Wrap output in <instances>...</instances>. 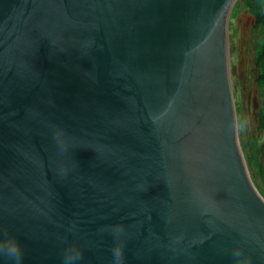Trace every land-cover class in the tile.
I'll return each mask as SVG.
<instances>
[{
  "label": "water",
  "instance_id": "1",
  "mask_svg": "<svg viewBox=\"0 0 264 264\" xmlns=\"http://www.w3.org/2000/svg\"><path fill=\"white\" fill-rule=\"evenodd\" d=\"M239 2L0 0V246L22 264L69 248L79 264H264Z\"/></svg>",
  "mask_w": 264,
  "mask_h": 264
},
{
  "label": "rangeland",
  "instance_id": "2",
  "mask_svg": "<svg viewBox=\"0 0 264 264\" xmlns=\"http://www.w3.org/2000/svg\"><path fill=\"white\" fill-rule=\"evenodd\" d=\"M233 15V82L239 142L248 173L264 196V87L258 83L256 20L240 0ZM234 11V12H235Z\"/></svg>",
  "mask_w": 264,
  "mask_h": 264
},
{
  "label": "trees",
  "instance_id": "3",
  "mask_svg": "<svg viewBox=\"0 0 264 264\" xmlns=\"http://www.w3.org/2000/svg\"><path fill=\"white\" fill-rule=\"evenodd\" d=\"M256 20L259 39L255 48V62L258 68V83L264 87V0H243ZM236 11L233 13L235 15Z\"/></svg>",
  "mask_w": 264,
  "mask_h": 264
},
{
  "label": "clouds",
  "instance_id": "4",
  "mask_svg": "<svg viewBox=\"0 0 264 264\" xmlns=\"http://www.w3.org/2000/svg\"><path fill=\"white\" fill-rule=\"evenodd\" d=\"M0 251L8 256L10 264H22V249L14 238L5 235ZM234 256L239 257L240 253L235 252ZM80 259V253L74 248H69L65 253L64 264H79Z\"/></svg>",
  "mask_w": 264,
  "mask_h": 264
},
{
  "label": "bare ground",
  "instance_id": "5",
  "mask_svg": "<svg viewBox=\"0 0 264 264\" xmlns=\"http://www.w3.org/2000/svg\"><path fill=\"white\" fill-rule=\"evenodd\" d=\"M262 195V194H261ZM263 196V195H262ZM264 197V196H263Z\"/></svg>",
  "mask_w": 264,
  "mask_h": 264
}]
</instances>
